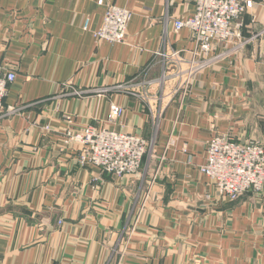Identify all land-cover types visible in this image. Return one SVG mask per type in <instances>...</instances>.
Listing matches in <instances>:
<instances>
[{
  "label": "crops",
  "instance_id": "0c3cea01",
  "mask_svg": "<svg viewBox=\"0 0 264 264\" xmlns=\"http://www.w3.org/2000/svg\"><path fill=\"white\" fill-rule=\"evenodd\" d=\"M195 1L0 0L4 106L18 109L0 120V264H264V187L231 201L200 172L214 136L264 142V37L175 94L194 44L172 23ZM252 1L248 38L264 27ZM107 3L132 13L123 44L93 37ZM85 125L149 141L137 175L80 166L63 133Z\"/></svg>",
  "mask_w": 264,
  "mask_h": 264
},
{
  "label": "built area",
  "instance_id": "2783aa9c",
  "mask_svg": "<svg viewBox=\"0 0 264 264\" xmlns=\"http://www.w3.org/2000/svg\"><path fill=\"white\" fill-rule=\"evenodd\" d=\"M102 5L103 0H99ZM247 0H196L195 13L185 19H175L172 28L175 32L187 29L191 35L194 50L186 69H178L170 75L172 78L185 77L187 89L195 77L212 65L233 55L227 46L238 42L236 48L243 46L246 38L240 31L241 25L233 29V22L252 8ZM132 13L125 8L107 3L101 26L93 33L94 39L112 45L123 44ZM89 20L84 22L87 31ZM220 47V51L217 49ZM180 51H174L167 59H175ZM166 56V55H164ZM16 78L12 71L0 67V120L5 114L4 99L8 87ZM162 73V80H165ZM106 93V89H101ZM17 110L7 108L8 115ZM124 109L115 104L109 105V120H117ZM67 123L72 120L67 118ZM50 131L49 127L45 128ZM64 144L79 148L78 162L82 167H96L101 174L123 179L137 175L145 156L150 155L151 144L142 137L116 132L94 125H85L80 130L71 127L64 133ZM200 172L207 176L219 194L236 201L247 191L260 192L264 187V148L257 141L236 142L228 137L214 136L206 145V162Z\"/></svg>",
  "mask_w": 264,
  "mask_h": 264
},
{
  "label": "rangeland",
  "instance_id": "374dc122",
  "mask_svg": "<svg viewBox=\"0 0 264 264\" xmlns=\"http://www.w3.org/2000/svg\"><path fill=\"white\" fill-rule=\"evenodd\" d=\"M247 1H251V3H253V1L252 0H247ZM252 8H253V6H252ZM252 8H250V9H247V11L245 12V14H249V15H251V16H255V14L253 15V13L252 14H250L251 13V10H252ZM249 11V12H248ZM245 14H243L239 19H238V21H236V22H233V29L234 30H236L237 28H238V25L240 24H242V22H243V17L245 16ZM241 27H242V25H241ZM240 28H238V30H239ZM263 29H264V27H263ZM240 31H241V29H240ZM241 33H242V31H241ZM243 35V34H242ZM259 36H262V39H263V37H264V30L263 31H261V32H257V33H254V34H252L251 33V37L250 38H248L247 36H243V38H246L245 39V41H246V43L243 45V46H241L240 48H236V46L238 45V42H236V41H234V43L233 44H231V45H228L227 46V49L229 50H233L232 52L235 54V55H237V54H240V52L246 47V45L247 44H249L250 42H252V41H254L257 37H259ZM220 48V47H219ZM178 80V84H177V86L175 87V88H173V91L175 92V94H179V93H182V92H184L185 90H186V88H185V84H184V80H185V77H181V78H178L177 79ZM15 110H18V109H16V108H14ZM6 111H7V108L5 109ZM5 111V114H4V116L2 117V119L3 118H7V116H11V115H8V113ZM1 119V120H2ZM154 126H158V124L156 123V121H154ZM258 133V132H257ZM256 133V134H257ZM230 139V138H229ZM232 140V139H231ZM248 140H253V141H257L258 143H260V145L264 148V142L261 140V139H259V137L257 136V135H255V136H253V138H248V139H246V140H243V141H236V142H245V141H248ZM234 141V140H233ZM148 143H149V141H148ZM150 144V143H149ZM206 145H207V143H206ZM148 156V155H147ZM146 157V156H145ZM203 166V165H202ZM263 189V188H262ZM258 193V192H257Z\"/></svg>",
  "mask_w": 264,
  "mask_h": 264
},
{
  "label": "water",
  "instance_id": "95a60500",
  "mask_svg": "<svg viewBox=\"0 0 264 264\" xmlns=\"http://www.w3.org/2000/svg\"><path fill=\"white\" fill-rule=\"evenodd\" d=\"M263 30H264L263 28H262V29H260V30L258 31V33H259V32H261V31H263Z\"/></svg>",
  "mask_w": 264,
  "mask_h": 264
}]
</instances>
